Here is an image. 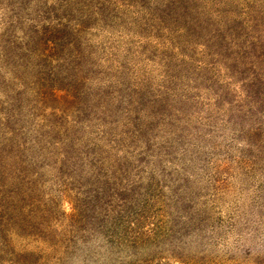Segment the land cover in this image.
Masks as SVG:
<instances>
[{
    "label": "rangeland",
    "instance_id": "374dc122",
    "mask_svg": "<svg viewBox=\"0 0 264 264\" xmlns=\"http://www.w3.org/2000/svg\"><path fill=\"white\" fill-rule=\"evenodd\" d=\"M0 264H264V0H0Z\"/></svg>",
    "mask_w": 264,
    "mask_h": 264
}]
</instances>
